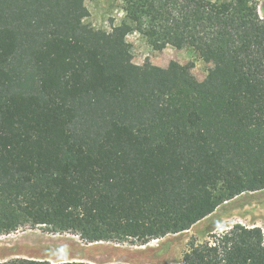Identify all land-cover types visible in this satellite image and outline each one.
<instances>
[{
    "label": "trees",
    "instance_id": "trees-1",
    "mask_svg": "<svg viewBox=\"0 0 264 264\" xmlns=\"http://www.w3.org/2000/svg\"><path fill=\"white\" fill-rule=\"evenodd\" d=\"M121 1L153 49L192 47L212 67L199 80L192 63H132L120 34L82 23L86 0H0V236L145 244L264 189L256 0ZM180 264H264V231L236 223Z\"/></svg>",
    "mask_w": 264,
    "mask_h": 264
},
{
    "label": "rangeland",
    "instance_id": "rangeland-1",
    "mask_svg": "<svg viewBox=\"0 0 264 264\" xmlns=\"http://www.w3.org/2000/svg\"><path fill=\"white\" fill-rule=\"evenodd\" d=\"M256 2L264 19V0ZM86 7L88 14L82 23L120 34L127 58L134 64L167 67L172 60L181 64L192 63V72L199 80L206 77L213 65L204 61L192 47L177 49L169 45L163 50L153 49L146 38L126 22L121 0H86ZM236 223L260 226L264 231V189L246 191L218 206L191 228L145 244L133 238L121 242L87 243L78 235L52 233L46 226H24L0 236V261L23 257L53 262L85 260L94 264H180L192 242L211 241Z\"/></svg>",
    "mask_w": 264,
    "mask_h": 264
},
{
    "label": "bare ground",
    "instance_id": "bare-ground-1",
    "mask_svg": "<svg viewBox=\"0 0 264 264\" xmlns=\"http://www.w3.org/2000/svg\"><path fill=\"white\" fill-rule=\"evenodd\" d=\"M61 237V236H60ZM61 238H63V237H61ZM65 238V237H64Z\"/></svg>",
    "mask_w": 264,
    "mask_h": 264
}]
</instances>
